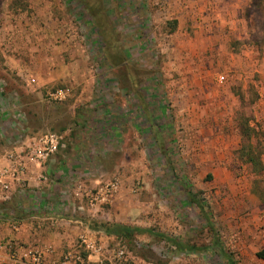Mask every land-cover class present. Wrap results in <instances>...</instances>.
Listing matches in <instances>:
<instances>
[{
    "label": "rangeland",
    "instance_id": "obj_1",
    "mask_svg": "<svg viewBox=\"0 0 264 264\" xmlns=\"http://www.w3.org/2000/svg\"><path fill=\"white\" fill-rule=\"evenodd\" d=\"M8 1L0 3V22L24 13L44 27L41 14L51 5L70 41L67 50L53 42L46 64L28 58L41 79L48 67L84 70L40 88L15 77L36 132L71 128L67 107L85 85L97 100L94 117H104L102 178L128 181L123 200L155 235L143 236L192 246L206 264H264V1L227 8L224 0L214 13L194 5L193 24L182 16L178 23L163 0ZM57 89L68 91L63 102L51 98ZM17 107L25 110L0 103V111ZM1 127L5 120L6 146L11 134Z\"/></svg>",
    "mask_w": 264,
    "mask_h": 264
},
{
    "label": "crops",
    "instance_id": "obj_2",
    "mask_svg": "<svg viewBox=\"0 0 264 264\" xmlns=\"http://www.w3.org/2000/svg\"><path fill=\"white\" fill-rule=\"evenodd\" d=\"M241 1L245 2V0ZM4 2L9 3L8 0L0 3ZM30 2L36 6L45 3L44 0H30ZM163 2L168 4L170 15H173L178 23L182 16L191 24L195 18L192 10L194 5L201 8L208 6L213 9L212 13L220 7L218 2L225 5L224 0H163ZM230 2L232 7L227 6V8L239 7V0H230ZM179 5L181 6L179 7ZM43 10L41 15L44 17L40 20L44 22V27H38L34 21L25 19L24 13L13 12L4 16L3 21L0 22L2 24V27L0 26V57L4 58L3 64L0 65V103L9 102L12 105L25 107L24 111L18 107L11 111L2 108L0 111V120L6 122V127H1L2 131L6 128L9 130L7 134H11L10 138L6 136V146L0 144V168L10 164L7 156L13 152L11 151L13 150L11 149L13 147L10 143L11 139L22 133L29 136L36 135L38 134L36 130H40L35 125L33 116L26 109V100L18 91L20 88H24L20 84V80L28 85L36 84L40 88L41 85H46L48 80L53 78L68 82L70 73H74V75H76L75 72L84 73V70L80 68L75 71L74 66L69 64L70 67L61 66L58 71L54 72L48 67L41 79L37 68L31 69L26 65L28 58H31L35 64H46L50 60L48 57L46 58V54L53 42L62 43L63 50L69 48L70 41L63 37V27L57 24L58 22L55 23L58 17L52 19V10L55 11V7L50 5L47 8L45 6ZM207 17V14L203 17L205 21L208 19ZM49 23L57 28V36L51 30H47ZM38 31L41 34L35 35V32ZM71 53L74 57L81 56V54H77L76 50ZM76 61L80 62L78 59ZM15 77H19L20 80H16ZM45 77L47 79H44ZM76 84H79L78 80H76ZM87 88L84 85L82 89L85 95L81 94L67 107V113L74 123L70 128L68 148L59 151L41 166L27 164L26 173L22 176L21 182L12 183L6 197L0 191V264H13L6 249L9 245L13 246L19 258L27 249L34 248L43 252L45 260L53 262L59 260L67 252L73 253L77 249L76 239L81 235H85L89 239H97L104 246L112 247L118 238L105 234L104 224L147 229L139 217V211L130 206L127 208L123 200L124 195L127 194V188H124L128 184L127 180L120 181L119 193L108 204L95 207V209L86 208L85 211L77 213L75 217L72 214V203H75L72 196L73 182L78 180L84 185V189H92L97 183L104 180V177L106 179L108 177V169L104 162H101L102 158L99 157L103 151L107 150V146L104 147L103 142L105 141L97 131L100 126L98 123H101L104 117H94L98 104L96 105L95 98L88 95ZM91 107L94 112H90ZM89 114L91 119H88ZM95 118L97 121L94 122ZM38 120L41 121V117ZM14 151L18 152L19 149ZM98 154L100 155L98 156ZM41 174L47 177L46 182L39 179ZM77 201L87 206L85 198ZM150 231L136 235L135 241L139 243L140 247L139 250L133 252L148 263L167 264L170 258H162L160 245L162 241L168 239L151 240L155 235L151 234L152 230ZM143 234L149 235L151 238L145 237ZM158 236L164 237V235ZM183 244L181 243L178 247L175 244L176 249L179 252L191 253V256L182 258L175 264H206L204 257L194 252L198 251L196 248ZM180 246L182 250H180ZM145 252H150L151 256L147 257ZM86 258V264H101L103 259V257L97 256ZM104 262L106 263L108 260Z\"/></svg>",
    "mask_w": 264,
    "mask_h": 264
},
{
    "label": "built area",
    "instance_id": "obj_3",
    "mask_svg": "<svg viewBox=\"0 0 264 264\" xmlns=\"http://www.w3.org/2000/svg\"><path fill=\"white\" fill-rule=\"evenodd\" d=\"M218 80L222 82L224 77L219 76ZM67 96L66 89H57L51 94V98L55 102H63ZM70 132L71 129L67 128L61 132H45L31 136L22 133L11 139L10 143L13 146L11 151L13 152L7 156L10 164L0 168V191L4 196L6 197V193L10 191L12 183L21 182L22 176L26 173L27 164L41 166L59 151L66 150L70 145ZM16 149L19 151H14ZM39 179L47 181V177L43 174L39 176ZM119 188L120 181L117 178L102 180L92 189H84V185L76 180L73 182L72 190L75 201L71 207L73 216L85 211L86 208L95 209V207L108 204L117 194ZM83 198H85L87 206L77 201H81ZM75 245L77 249L73 253L67 252L59 260L53 262L45 260L43 252L38 249H27L20 258L17 257L12 245L7 246L6 249L13 264H86L88 256L103 257L101 264H152L133 252L139 250L140 246L137 241H135L133 250L121 239H117L110 247L104 246L97 239H89L85 235H81L76 239ZM160 253L162 258H170L167 264H175L176 261L191 256V253L179 252L175 245L167 241H162ZM106 258L108 262L105 263Z\"/></svg>",
    "mask_w": 264,
    "mask_h": 264
},
{
    "label": "trees",
    "instance_id": "obj_4",
    "mask_svg": "<svg viewBox=\"0 0 264 264\" xmlns=\"http://www.w3.org/2000/svg\"><path fill=\"white\" fill-rule=\"evenodd\" d=\"M243 151L246 152L247 156H249L248 160L253 161V157L249 153L250 152L249 148L248 149L244 148ZM104 232L107 235L115 236L116 238L123 240L130 247V249L134 250L136 235H139L144 232L149 233L151 231L150 229H141V228L132 227V226H124V225H117V224H104ZM164 241L170 242L173 245L176 244L177 247L178 245H180V243H177L176 241H169V240H164ZM180 250H182L181 246H180Z\"/></svg>",
    "mask_w": 264,
    "mask_h": 264
}]
</instances>
